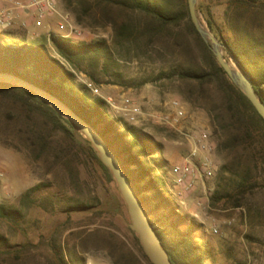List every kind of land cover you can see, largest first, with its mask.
Wrapping results in <instances>:
<instances>
[{
    "label": "rangeland",
    "instance_id": "1",
    "mask_svg": "<svg viewBox=\"0 0 264 264\" xmlns=\"http://www.w3.org/2000/svg\"><path fill=\"white\" fill-rule=\"evenodd\" d=\"M231 1L198 0L202 22L210 27L212 18L216 32L230 38L235 16L264 39V7L230 8ZM28 2L0 0V33L16 29L26 42L44 44L92 98L107 101L111 117L123 118L162 144L150 165L165 196L184 217L181 228H191L196 243L209 250L205 264H264V131L257 124V140L263 144L259 141L256 161L250 162L248 187L242 194L234 190L227 195L232 183L222 167L229 161L218 154L220 140L211 117L225 98L221 77L201 83L173 74L175 69L212 72L203 42L187 21L158 27L148 14L129 6L57 0V11L37 26ZM172 4L177 10L183 0ZM54 35L106 45L99 54L78 53L68 60ZM15 40L17 36L4 42ZM224 53L238 66L227 48ZM180 106L184 113L178 118ZM75 132L71 137L29 103L0 93V204L23 212L17 220L0 216L5 240L0 264H62L63 257L68 264H149L129 226L127 208L119 207L122 197L115 180L76 142ZM204 133L207 138L201 142ZM194 150V167L209 158L212 173L197 169L187 185H180L175 167ZM35 186L31 200L24 201ZM78 201L85 206L70 207Z\"/></svg>",
    "mask_w": 264,
    "mask_h": 264
},
{
    "label": "trees",
    "instance_id": "2",
    "mask_svg": "<svg viewBox=\"0 0 264 264\" xmlns=\"http://www.w3.org/2000/svg\"><path fill=\"white\" fill-rule=\"evenodd\" d=\"M141 10L156 22L158 27L179 25L186 20L188 26L203 42L212 72L200 70H178L182 78H188L206 83L212 81L214 76L221 77L225 98L223 103L215 108L211 114L219 142V155H226L229 162L224 164L222 170L229 171L228 177L231 186L226 188V194L231 196L236 190L244 193L250 180V162L256 161V152L259 149L257 140V124L264 131V118L245 93L229 78L226 71L219 64L208 44L196 29L189 11L188 0H183V5L177 10L172 0H104ZM244 9L246 6L256 9L264 7L261 1L252 4L249 0H232L230 8ZM244 11V10H241ZM211 29L227 46L228 52L237 59V64L245 68L253 78L254 87L264 101V39L255 32L242 25L240 18L232 21L234 35L230 38L217 33L212 18L208 19ZM155 27H151L153 31ZM17 36L18 40L4 42V39ZM53 42L60 54L66 59L78 53L95 52L99 54L105 49V41L74 43L68 38L54 35ZM0 71L10 72L21 76L57 95L67 102L78 114L94 125L116 152L125 167L146 211L160 234L164 246L170 253L174 264H205L209 250L199 246L194 238L192 229L183 230L181 223L184 217L176 211V207L168 196H165L159 181L154 176V169L150 165L153 154L162 149V144L148 132L138 128L123 118H113L107 109V101L103 98H92L87 86L77 83L76 74L70 70L57 57L50 54L44 44L26 42V37L16 29H4L0 33ZM0 93L13 96L35 107L42 114L53 121L56 127L63 129L74 137V126L71 122L56 112L51 106L27 90L12 84L0 82ZM76 140V139H75ZM260 141V142H259ZM81 147L87 148L91 157L96 159L103 168L107 178L114 181L110 169L101 161L94 148L89 143L76 141ZM264 148V146H263ZM39 186L30 188L24 194V201L31 200V194ZM232 189V191L230 190ZM85 206L84 202H74L71 208ZM119 207L125 211L126 205L119 198ZM18 207H9L0 204V216L14 220L22 216ZM138 244L140 241L132 230ZM4 237L0 234V258L4 253ZM142 249V247H141ZM149 264H153L143 252ZM62 264H68L65 257Z\"/></svg>",
    "mask_w": 264,
    "mask_h": 264
},
{
    "label": "water",
    "instance_id": "3",
    "mask_svg": "<svg viewBox=\"0 0 264 264\" xmlns=\"http://www.w3.org/2000/svg\"><path fill=\"white\" fill-rule=\"evenodd\" d=\"M197 3L198 0H188L190 16L196 29L229 78L245 93L264 118V101L254 87L252 76L245 68L230 63L224 53V48L227 46L209 26L202 22L197 10ZM232 58L237 63V59ZM0 82L12 84L31 92L73 124L76 129V138L83 143L91 144L101 161L110 169L119 193L125 202L130 219L129 226L135 232L149 260L153 264H174L123 163L99 130L63 99L17 74L0 71Z\"/></svg>",
    "mask_w": 264,
    "mask_h": 264
},
{
    "label": "built area",
    "instance_id": "4",
    "mask_svg": "<svg viewBox=\"0 0 264 264\" xmlns=\"http://www.w3.org/2000/svg\"><path fill=\"white\" fill-rule=\"evenodd\" d=\"M24 5V4H22ZM28 7L33 8V15L35 18V24L37 26H43L46 19L52 16L57 11V0H29ZM30 11V10H29ZM61 28H64V24H60ZM175 105H179L178 101L174 102ZM135 113H139V107H135ZM184 110L183 107H179L177 112L178 118L183 115ZM134 118V117H133ZM205 138H207V134L204 133L199 140L202 142ZM191 158H188L185 163L179 164L175 167V172L177 175V183L180 185H187L191 177H193L194 173L199 169L202 173L211 174L212 173V162L209 158H206L204 162H201L199 168L194 167L195 162L194 159L197 156L196 150H194L191 154Z\"/></svg>",
    "mask_w": 264,
    "mask_h": 264
}]
</instances>
